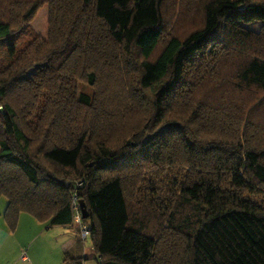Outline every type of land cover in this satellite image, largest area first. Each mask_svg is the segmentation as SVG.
Here are the masks:
<instances>
[{"label": "trees", "instance_id": "obj_1", "mask_svg": "<svg viewBox=\"0 0 264 264\" xmlns=\"http://www.w3.org/2000/svg\"><path fill=\"white\" fill-rule=\"evenodd\" d=\"M0 55L11 228L82 200L98 264H264V0H0Z\"/></svg>", "mask_w": 264, "mask_h": 264}, {"label": "crops", "instance_id": "obj_2", "mask_svg": "<svg viewBox=\"0 0 264 264\" xmlns=\"http://www.w3.org/2000/svg\"><path fill=\"white\" fill-rule=\"evenodd\" d=\"M7 206L8 200L5 197H0V264H44L42 252L39 251L36 241H27V237L21 233V228L28 223H31L32 225H38L37 227L43 232H45L46 230H53V228L55 227H45L44 223L40 222L32 215L28 213H21L18 219L17 227L13 229L9 226L5 219ZM68 228L72 229L74 233H69L70 235H72V237L67 238V245L65 246V249L60 252L62 255L61 257L65 256V260L66 256L70 258L71 254L69 253L70 250H68V247L70 245L75 244L74 248H76L78 244L81 245L82 241H87V239L84 240L82 238L81 223H77V225ZM29 247L30 249H28ZM89 252L91 253L90 256ZM24 253H26L28 256L27 261H23L21 259ZM75 255V259H80L79 261H77L79 264H87L85 263V261L96 257L93 249L91 251L85 250L82 252H77L75 253ZM71 259L72 257L68 261L69 264H75L71 261ZM96 261L98 264V260Z\"/></svg>", "mask_w": 264, "mask_h": 264}, {"label": "rangeland", "instance_id": "obj_3", "mask_svg": "<svg viewBox=\"0 0 264 264\" xmlns=\"http://www.w3.org/2000/svg\"><path fill=\"white\" fill-rule=\"evenodd\" d=\"M195 10V6H194ZM31 27L36 33L42 35V37L47 38L48 34V7L45 6L42 8L36 15ZM255 29L259 26H253ZM28 39L23 40L19 43V45L26 42ZM1 56V55H0ZM5 59H8V54ZM88 90V89H86ZM41 107H38L37 113H41ZM38 225H32L31 223L26 224L21 229V233L27 237V241L34 240L36 241L37 247L39 251L42 252L43 263L44 264H65V256L61 257V251L65 249L67 245V238H71L73 230L67 227H55L53 230H46L43 232L41 229L37 227ZM46 227V225H45ZM78 229V228H77ZM45 233V234H44ZM74 233V232H73ZM66 234V235H65ZM80 234V233H79ZM70 244V243H69ZM75 244H72L68 247L70 250V258H75V253L82 252L85 250H92V243L90 237L87 238V241H82L81 245L78 244L76 248H74ZM80 245V246H79ZM30 249V247L28 248ZM67 249V248H66ZM89 252V256H90ZM93 254V253H92ZM93 256V255H92ZM70 258L66 256V259L69 261ZM96 257L85 261L87 264H97Z\"/></svg>", "mask_w": 264, "mask_h": 264}, {"label": "built area", "instance_id": "obj_4", "mask_svg": "<svg viewBox=\"0 0 264 264\" xmlns=\"http://www.w3.org/2000/svg\"><path fill=\"white\" fill-rule=\"evenodd\" d=\"M75 209H76L75 211H76V214H77L76 221L79 222V223H81V219H82V218H81L80 210H79V208H77V207H76ZM81 225H82V223H81ZM81 233H82V238H83L84 240H86V239L88 238V236H89V230H88V228H87L86 226L82 225ZM21 259H22L23 261H27V260H28V256H27V254L24 253Z\"/></svg>", "mask_w": 264, "mask_h": 264}, {"label": "water", "instance_id": "obj_5", "mask_svg": "<svg viewBox=\"0 0 264 264\" xmlns=\"http://www.w3.org/2000/svg\"><path fill=\"white\" fill-rule=\"evenodd\" d=\"M79 206H80V210H81V213H82V218L83 219H87L88 216H89V213H88V210H87L85 202L81 200L79 202Z\"/></svg>", "mask_w": 264, "mask_h": 264}, {"label": "clouds", "instance_id": "obj_6", "mask_svg": "<svg viewBox=\"0 0 264 264\" xmlns=\"http://www.w3.org/2000/svg\"><path fill=\"white\" fill-rule=\"evenodd\" d=\"M79 210H80V206H79ZM80 213H81V210H80ZM76 218H77V214H76ZM81 218H82V213H81ZM83 219V218H82ZM82 219H81V223H82ZM77 222V221H76ZM79 223V222H77ZM80 224V223H79Z\"/></svg>", "mask_w": 264, "mask_h": 264}]
</instances>
